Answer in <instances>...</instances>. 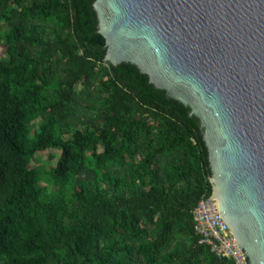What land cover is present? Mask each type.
<instances>
[{"label":"trees","instance_id":"obj_1","mask_svg":"<svg viewBox=\"0 0 264 264\" xmlns=\"http://www.w3.org/2000/svg\"><path fill=\"white\" fill-rule=\"evenodd\" d=\"M92 1L0 0V264H233L193 227L212 192L197 118L103 61Z\"/></svg>","mask_w":264,"mask_h":264},{"label":"water","instance_id":"obj_2","mask_svg":"<svg viewBox=\"0 0 264 264\" xmlns=\"http://www.w3.org/2000/svg\"><path fill=\"white\" fill-rule=\"evenodd\" d=\"M103 61L134 65L198 118L216 210L264 264V0H93Z\"/></svg>","mask_w":264,"mask_h":264},{"label":"built area","instance_id":"obj_3","mask_svg":"<svg viewBox=\"0 0 264 264\" xmlns=\"http://www.w3.org/2000/svg\"><path fill=\"white\" fill-rule=\"evenodd\" d=\"M192 217L200 244L207 245L217 257L232 260L233 264H246L241 249L236 246L229 228L216 210L212 192L198 200L192 209Z\"/></svg>","mask_w":264,"mask_h":264},{"label":"rangeland","instance_id":"obj_4","mask_svg":"<svg viewBox=\"0 0 264 264\" xmlns=\"http://www.w3.org/2000/svg\"><path fill=\"white\" fill-rule=\"evenodd\" d=\"M0 28H5L4 24H0ZM2 56H4V44L0 42V57ZM78 115L79 116L77 117L80 119V121H84L86 119V114L84 116V114L80 112L78 113ZM68 118H70V116H68ZM58 154L59 151H57L56 149H48L42 152H37L35 154L36 159L32 161L31 165H33L35 168L42 172L43 169H46L48 166L55 164L58 158ZM40 183L42 184L43 181Z\"/></svg>","mask_w":264,"mask_h":264},{"label":"flooded vegetation","instance_id":"obj_5","mask_svg":"<svg viewBox=\"0 0 264 264\" xmlns=\"http://www.w3.org/2000/svg\"><path fill=\"white\" fill-rule=\"evenodd\" d=\"M165 97V96H164ZM173 100V99H172ZM175 101V100H174ZM177 102V101H176ZM178 104H180L179 102H177ZM180 105H182V104H180ZM183 106V105H182ZM185 107V106H184ZM190 117H195V116H190ZM195 118H197V117H195ZM197 125H198V118H197ZM199 130V129H198ZM207 151V150H206ZM208 165H209V163H208Z\"/></svg>","mask_w":264,"mask_h":264}]
</instances>
